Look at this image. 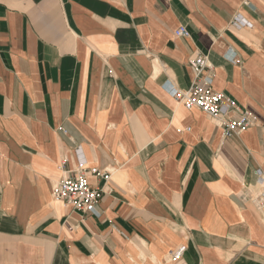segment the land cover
Segmentation results:
<instances>
[{"label":"crops","instance_id":"crops-1","mask_svg":"<svg viewBox=\"0 0 264 264\" xmlns=\"http://www.w3.org/2000/svg\"><path fill=\"white\" fill-rule=\"evenodd\" d=\"M198 53L252 126L172 95ZM76 146L94 213L52 194ZM263 192L264 0H0V264H264Z\"/></svg>","mask_w":264,"mask_h":264},{"label":"built area","instance_id":"built-area-1","mask_svg":"<svg viewBox=\"0 0 264 264\" xmlns=\"http://www.w3.org/2000/svg\"><path fill=\"white\" fill-rule=\"evenodd\" d=\"M175 35L188 36L189 30L186 26L180 25L175 29ZM228 53L232 61H237V56L232 48H228ZM188 64L194 74L191 85L187 88L172 87L170 89L178 101L186 108L196 107L214 118L218 125L223 128L224 137L237 134L254 124L255 117L250 111L241 108L233 97L212 87V68L205 54L192 55ZM186 129L190 130L191 127ZM75 155L76 166L74 171L72 173L66 171V174L56 180L52 194L56 200L62 201L74 209L94 213L104 190L92 185L88 174H96L108 180L111 172L97 167L89 168L81 146H76ZM257 200L260 204L264 203V192L257 196ZM184 250L185 246H180L176 250H172L169 257L172 260H177L182 256Z\"/></svg>","mask_w":264,"mask_h":264}]
</instances>
